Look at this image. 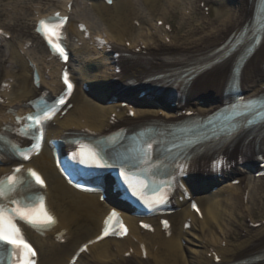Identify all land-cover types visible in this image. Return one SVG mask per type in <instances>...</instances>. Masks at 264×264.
I'll use <instances>...</instances> for the list:
<instances>
[{
    "label": "bare ground",
    "instance_id": "obj_1",
    "mask_svg": "<svg viewBox=\"0 0 264 264\" xmlns=\"http://www.w3.org/2000/svg\"><path fill=\"white\" fill-rule=\"evenodd\" d=\"M240 1V5L236 10H230L221 17L208 19L205 22V30L197 32L200 28L197 25L200 16L199 9L202 8L203 4L207 5L210 0H194L193 4H195L196 8L188 14L180 13L176 10L178 7L176 0H143L146 8V16L142 18L143 23H149L148 17L151 19L155 15H160L157 21L163 20L170 25L171 36V33L164 28L150 27L147 30H138V26L132 23L136 6L131 0L120 2L116 12H113L106 3L94 6L95 14L107 26L105 37H102V34L98 36L106 40V45L104 44L105 47H103L100 55L102 60H107L108 68L107 70L104 68V72L101 74L87 75V60L81 58L79 62L82 68L79 73L83 77L85 75V77L81 80H79V77L75 78L79 82V91L83 93L84 85L87 87L96 84L110 86L113 83L126 84L130 80L141 83L159 70L172 67L168 62L170 58L194 56L218 47L230 34L233 32L238 33L252 15L254 0ZM165 6H170V9L165 8ZM60 11L67 14L66 10L61 9ZM119 12L123 13V15L121 16ZM35 14L38 20L45 16V14H41L38 11ZM180 15L183 16V22L178 23L177 19ZM82 25L77 26V28L79 29ZM8 28L15 29V26L9 25ZM67 29L75 31L74 21L71 18L67 24ZM152 30L155 32L153 33ZM5 32L8 33L9 31L6 30ZM77 32L81 35L79 30ZM21 33L22 36L29 37L33 41L43 44L35 31L30 29L21 30ZM167 38H170L171 41L169 45L163 41L164 39L167 40ZM21 48L18 52L13 49L12 54L17 59L16 62L19 64V69L24 72L23 75L20 74L18 76L0 70V79L5 76V82L8 85L4 90L5 92L14 86L10 81L11 77H15L17 82L15 86L22 89L9 101L3 100L0 103V131L5 126L12 125V123L15 124L17 116L30 112V109H26V104L42 94H48L47 85H50L55 93L62 90L60 83L62 65L58 60L43 49L44 61L49 58L55 64V70L52 73L58 74V78L52 83L47 82V70L40 69L37 66L42 78V86L38 88L33 81V69L26 57L22 55L23 46ZM92 49L98 53L96 47H92ZM113 50L118 54L127 55L119 56L118 59H115L111 53ZM121 67L124 68L121 72H114ZM230 71L231 64L229 63L200 75L187 88L188 91L185 94L184 102L178 104L174 113L165 111L162 107H159V105L164 106V104H159L158 101H155L151 103L153 106L147 109L134 107L137 113L136 118H131L128 116V110L123 108L121 102L111 106H99V104H96L98 105L96 106L81 99L73 109L68 111L65 117L59 114L55 118L50 127L48 141L43 152L25 165V167L36 168L43 174L46 187L49 186L47 192L49 194L50 207L57 217L56 226L52 230L47 231L44 237L26 229L27 236L38 249V264H62L64 255L69 254L70 251L61 245V241L69 242L81 231L84 232L83 238L85 241L80 243L70 253V256L63 264H69L75 252L81 245L86 243H90V245L80 255L76 264H229L252 256L259 248L264 246V226L258 230L246 233L237 242L228 241L232 238L229 227L235 225L234 215L237 214L236 211L242 206L240 197H244L246 194L242 182L239 185L228 184L222 187L219 190L221 194L218 200L203 201L204 204L206 203V207L202 208L200 206L202 218L191 209L190 205L186 210L153 219L139 220L127 213L125 214L127 235L122 233L120 237H110L106 240L95 241L102 232L101 229L105 217L113 209L112 205L116 204L115 195L112 194L110 184H107L106 194H111L109 198L113 204L111 203V205L107 202L106 207L100 210L102 195L85 194L70 187L58 174L54 166L53 156L50 155L51 161L47 159L48 161L44 162L41 169L35 166L39 159L44 157V152L49 148L51 140L63 141L69 137L70 133L75 131L90 136H100L131 123L182 120L186 118L188 111L198 115H207L216 108L213 106L202 107L198 103L190 102V94L193 95L196 91L210 88L215 93L220 94L224 90ZM240 89L247 90L248 93L245 98L264 92V45L246 64L240 77ZM213 100L216 101V99ZM75 101L76 95H73L69 104ZM137 102L140 103L139 101ZM16 107L18 111L16 110L15 114L8 113L10 108ZM16 125L18 126V124ZM15 138L20 142H24L21 135L17 134V131ZM241 152V145L236 144L231 150L224 153L222 159L225 162H235V158L238 160L242 157ZM50 153L52 154L51 149ZM259 153L263 154L264 157V138L260 142ZM44 159H41L42 162ZM207 159H212V156ZM21 164L23 163L3 160V166H0V177L12 172L15 166ZM184 184L187 187L188 194L192 196L190 188L186 183ZM261 189V186L255 184L252 188L253 195ZM194 200L202 203V200L198 198ZM260 200L264 204V189ZM187 201L186 195L180 192L175 205L182 207ZM250 216L254 218L256 211H252ZM162 220H167L171 224V235L168 238L162 226ZM140 222L148 223L150 227L154 228V232L142 230ZM186 224L189 225L187 228L185 227ZM198 229L202 232V240L196 234ZM215 231L222 232L225 239L221 240ZM184 242L185 245L182 244ZM189 244H192L193 247H189ZM186 250L189 251V255H186ZM181 259L183 262H181ZM217 260L220 262L217 263Z\"/></svg>",
    "mask_w": 264,
    "mask_h": 264
},
{
    "label": "snow or ice",
    "instance_id": "obj_2",
    "mask_svg": "<svg viewBox=\"0 0 264 264\" xmlns=\"http://www.w3.org/2000/svg\"><path fill=\"white\" fill-rule=\"evenodd\" d=\"M65 23L66 18H61L59 13H57L48 20L39 21L36 30L43 35L53 54L59 55L66 61L67 55L61 43ZM200 67L202 66L185 70L182 79L185 81L191 80ZM63 82L67 87L65 95L70 94L73 85L69 81L67 73L63 76ZM64 102V96H61L52 102L40 100L34 103L32 107L35 111L23 118L26 123L23 128L16 130L17 134L32 140L31 148L38 152L44 140L47 122L53 119L58 111V106L63 105ZM244 107L246 111H234L230 119L250 116L246 120L248 125H254L257 119L264 125V97L247 101ZM17 122H20V118H17ZM236 134L238 133H232L231 135L234 138ZM2 143L9 145V151L12 156L22 161L30 159V156L25 153L20 145L0 134V144ZM146 147L151 149L152 144L149 142ZM2 151L3 148L0 147V152ZM102 152L103 155L101 154ZM106 157L111 158L110 148L93 149L80 162L89 166L124 168L125 172H122L121 175H125L128 168L137 166L136 163L127 158H121L113 163H108ZM101 161L104 162L101 163ZM34 186L43 189L45 187L44 180L34 169L29 168L26 172L23 171L22 165L15 167L10 175L0 177V264L5 259V254H7L9 264H36V251L25 238L19 226L20 222L41 232L49 230L56 223L55 217L46 207L45 196L39 191L33 192ZM148 186L147 183H143L144 188ZM129 189H132L131 185H129ZM132 194L137 195L134 189L132 190ZM9 205H12V207H9ZM114 217L115 213L112 214L110 219ZM164 224L167 228L166 221ZM105 225L104 235L107 236L109 234L108 221L105 222ZM143 227L147 228L148 226L143 225ZM119 228L121 231H127L122 223H120Z\"/></svg>",
    "mask_w": 264,
    "mask_h": 264
},
{
    "label": "rangeland",
    "instance_id": "obj_3",
    "mask_svg": "<svg viewBox=\"0 0 264 264\" xmlns=\"http://www.w3.org/2000/svg\"><path fill=\"white\" fill-rule=\"evenodd\" d=\"M67 0H52L51 3L46 4V6L43 7L42 4H38V7L40 10L42 9H47L49 5L55 4L56 6H63V3H65ZM73 1V9H74V14L76 16V23L75 27L84 21L86 25L89 26L92 34L98 33L101 30L105 29V25L100 22V20L95 17L94 12L92 10V2H89L88 0H71ZM135 3L138 4V6L141 4V0H133ZM179 3V8L177 11L179 12H184L188 13L191 11L194 7L193 5V0H176ZM211 4L206 5L205 7L202 8V13L198 18L197 25H199L202 29L205 28V25H203V22L207 21L209 11L211 12L212 18L216 17H221L225 15L227 12L230 10H236L237 7L240 5V0H211ZM37 4V0H0V28H4L10 32V39H8L6 42L0 44V70H3V72H11V73H18L17 68L15 65L12 63L13 62V55H12V50L15 49L18 51L21 48V45L23 42L25 43L26 40L25 36H22L21 30H26L27 27H30L31 29L34 26V17H33V12L32 9H34V6ZM64 7V6H63ZM62 7V8H63ZM112 7H115L112 5ZM58 8V7H54ZM65 8V7H64ZM169 8V7H168ZM43 11V10H42ZM81 15L86 16L88 15L89 18H83ZM179 21L181 20V16H179ZM159 18L158 15L155 17H152L151 19H148L150 24L146 25V23H140L137 21H134L136 25H138L139 29H148L149 26H158V27H163L164 25H160L163 20L157 21ZM158 23V25H157ZM15 26V29H8V26ZM137 27V28H138ZM166 30L170 31V28ZM154 33V30L152 31ZM69 40L72 43L74 47H77L78 42H84L81 41L80 37H77L76 34H71L69 35ZM88 42V39L86 40ZM166 44L170 43V40H164ZM89 43H85L84 48L86 49L85 53L89 51ZM26 58L29 60L35 61L37 65L40 67H47L50 70L51 64H45L44 59H43V52L40 48V46H34L31 48L30 52H25ZM100 69L102 67L100 66ZM23 73V72H22ZM52 74V73H51ZM55 74L51 75V78L54 79ZM3 79V77H2ZM0 81V88H1V83L2 80ZM12 81L15 84V77L11 78ZM21 89L14 86L13 89L10 88L7 92V95H4V92H0V95H4V98L8 100L9 98L13 97L15 93L20 92ZM198 93V94H197ZM197 95H201V92H196ZM194 96L193 100H197V97ZM89 100V98H86ZM242 181L246 187V195L244 196L242 201V207L236 211L237 214L234 215L233 220L236 221L234 223V226H230V234L232 235V238L228 240L229 242H237L243 238V236L246 233H250L252 231H255L260 228L261 224H264V204L260 200V196L262 195L261 190L258 193H255L251 195L250 191L253 188L255 184H259L264 188V178L263 179H255L252 175H249L248 173H244L242 176ZM203 191H200L198 195H203ZM218 194L213 193L212 195L209 196H204L205 200H213L218 198ZM188 207V206H187ZM186 206L184 207L187 208ZM252 211H256V217L251 218L250 213ZM216 235L219 236V238L225 239L224 234L220 231H215ZM202 232L198 229L196 230V234L198 238L202 240L203 235L201 234ZM225 242V241H224ZM185 245V242L182 243ZM222 244V243H221ZM67 245V244H66ZM69 248L74 249V244H69ZM189 247H193L192 244H189ZM189 255V251L186 250V255ZM181 262L183 260L181 259Z\"/></svg>",
    "mask_w": 264,
    "mask_h": 264
}]
</instances>
